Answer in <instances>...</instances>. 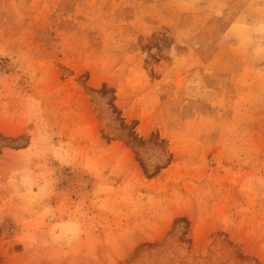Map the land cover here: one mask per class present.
I'll return each instance as SVG.
<instances>
[{
  "label": "rangeland",
  "instance_id": "1",
  "mask_svg": "<svg viewBox=\"0 0 264 264\" xmlns=\"http://www.w3.org/2000/svg\"><path fill=\"white\" fill-rule=\"evenodd\" d=\"M0 264H264V0H0Z\"/></svg>",
  "mask_w": 264,
  "mask_h": 264
}]
</instances>
